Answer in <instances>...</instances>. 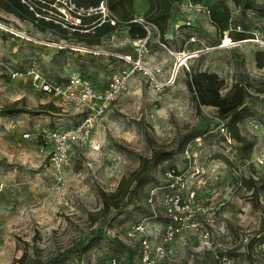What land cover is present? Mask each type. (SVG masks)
I'll return each mask as SVG.
<instances>
[{
    "label": "rangeland",
    "instance_id": "374dc122",
    "mask_svg": "<svg viewBox=\"0 0 264 264\" xmlns=\"http://www.w3.org/2000/svg\"><path fill=\"white\" fill-rule=\"evenodd\" d=\"M24 1L34 12L44 2V14L60 21L64 0ZM217 1L203 0L202 8L189 0L174 4L164 44L157 34L148 43L146 72L134 75L99 120L92 137L98 148L71 145L60 180L48 164L49 149L41 152L37 137L42 130L75 126L82 113L36 90L24 74L11 79L10 72L34 67L50 82L61 83L73 68L105 86L124 68L113 54L134 57L132 40L124 24L103 35V45L95 35L82 40V34L54 23L48 28L50 22L35 16L0 17L11 32L0 30V110L16 103L29 112L0 115V264H110L112 259L139 264L142 236L153 249L170 219L162 203L169 167L183 176L174 189L186 207L172 218L181 233L161 256L152 253L156 264H264V66L259 67L264 63V17L224 0L229 31L247 38L220 39L206 12ZM132 7L134 17L144 18L145 0H134ZM89 10L94 9L86 10L79 23H90L92 17L102 22L108 15L100 5ZM70 46L95 53L76 55ZM183 55L191 57L184 60ZM196 71L216 73L224 90L233 82L246 88L249 116L238 130L252 145L249 156L221 131L224 123L214 108L195 107L185 75ZM160 152L170 158L152 167ZM141 158L151 160L147 181L120 214L100 216L99 192H114ZM249 180L257 192L246 188ZM138 223L143 234H131Z\"/></svg>",
    "mask_w": 264,
    "mask_h": 264
},
{
    "label": "built area",
    "instance_id": "2783aa9c",
    "mask_svg": "<svg viewBox=\"0 0 264 264\" xmlns=\"http://www.w3.org/2000/svg\"><path fill=\"white\" fill-rule=\"evenodd\" d=\"M20 1L26 4L24 0ZM40 3L43 6L41 8V13L34 12L33 8L29 7V10L34 13L36 19H42L44 21L60 25L64 29L68 28L67 25L77 24L80 17H83L82 15L86 11L82 8H77L73 0H64L63 6H61V9L59 10L60 21L55 22L49 16L44 14V2ZM105 3L106 0L100 3V11L102 13L108 12L105 7ZM197 7L202 8L198 4ZM89 11L93 12L96 11V9ZM108 17L109 13L107 17H104L105 19L103 21L107 19V22H109L110 25L115 26L116 20ZM129 22L137 24L141 27L145 32V35L141 39L134 40V57H122L125 67L110 76L107 85L103 90L96 89L76 72H69L64 82L61 83L50 82L38 69H35L34 67L24 70V73L18 71L10 72L11 79L16 80L24 74L30 78L32 85L36 90L44 94L54 96L62 102L72 104L76 108L80 109L82 113L83 117L80 119V122L73 127L53 131L42 130L38 134L37 138L41 142L39 146L40 151L43 152L44 148L49 149L48 164L50 165L53 174L59 180L64 167L69 161L71 145H88L93 149H97L98 145L92 141V137L95 130L98 128L99 120L105 114L107 109L113 103L119 101V99L125 94L128 89L129 82L132 80L134 75L138 72H146L143 60L148 53L147 46L154 35L157 34L159 38L158 31L153 24L143 17L135 16ZM0 30L10 32V30L7 29L1 22ZM220 129L222 132L225 131L224 127H221ZM24 137L29 138L30 135L24 134ZM258 162L259 164H263L262 160H258ZM182 177L183 176L179 171L172 169H167L164 172V178L168 181V183L165 186V189L167 190L163 194L162 203L164 205L163 208L165 215L170 219L164 226L161 243L154 246L153 249L151 247L150 240L142 236L140 240L139 264H156L155 260L152 258V253L154 252L156 256H161L163 254L164 246L172 242L175 237L181 233V227H177L173 223V219L176 220L175 214L183 212L186 207L185 203L180 198V195L178 193L176 194V190L174 189L175 185L180 184L183 181ZM153 195L154 192L149 195V202L152 200L151 196ZM190 197H193V194ZM144 229L143 224L138 223L131 230V234H143ZM110 264H119V262L112 259Z\"/></svg>",
    "mask_w": 264,
    "mask_h": 264
},
{
    "label": "trees",
    "instance_id": "16d2710c",
    "mask_svg": "<svg viewBox=\"0 0 264 264\" xmlns=\"http://www.w3.org/2000/svg\"><path fill=\"white\" fill-rule=\"evenodd\" d=\"M11 11L18 16L24 14L33 20L34 13L29 10V6L22 3L20 0H7ZM29 1V0H27ZM104 0H73L77 8L84 10L96 9ZM134 0H106L105 7L109 13L108 18L116 20V25L112 26L107 19L98 26L99 22L95 17L91 19V27L96 29L99 35L113 31L118 25L125 24L128 28V36L131 40L141 39L145 32L137 24L130 23L133 13ZM178 0H145L147 9L144 13V18L155 26L158 31L159 38L164 44V35L168 27V21L171 17V12L174 4ZM203 0H189L193 5L201 3ZM234 7L242 11H249L259 17H264V0L258 3L256 0H230ZM42 8V4H40ZM41 9L35 12L41 13ZM134 17V16H133ZM208 17L211 25L216 31V35L223 39L227 35L233 41H241L247 38L245 33L233 34L229 31L230 11L224 0H219L209 6ZM43 22V21H42ZM44 23V22H43ZM48 28L54 27L51 23H45ZM264 63H259V67H263ZM186 87L191 95L192 101L197 109L201 107H211L215 109L216 117L224 123V129L229 140L238 143L242 150L249 156L251 151V143L246 141L240 135L238 123L249 116V111L245 106L247 98L246 88L238 83L233 82L226 90H224V82L216 73L206 71H196L186 73ZM17 113H29L22 108H16V103L4 106L0 110V115H12ZM226 137V136H224ZM170 154L160 152L151 164L152 167L168 160ZM151 160L141 158L139 166L132 171L128 176L123 177L117 188L112 193L104 191L99 192L101 199V209L99 215L105 217L111 213L120 214L126 207L129 198L134 195L136 189L145 183L149 177V163ZM150 166V167H151ZM171 170L177 171L174 167H169ZM178 173V172H177ZM248 190L257 192L259 188L254 189V184L251 180L245 182ZM260 188H264V179L261 182ZM83 249V248H82Z\"/></svg>",
    "mask_w": 264,
    "mask_h": 264
},
{
    "label": "crops",
    "instance_id": "0c3cea01",
    "mask_svg": "<svg viewBox=\"0 0 264 264\" xmlns=\"http://www.w3.org/2000/svg\"><path fill=\"white\" fill-rule=\"evenodd\" d=\"M8 8H10V6H9V4H8V1L7 0H0V17L1 18H3V19H8V17H11V16H13V17H19L20 16V18L21 19H30L29 17H27V16H21V14L18 16L17 14H15V13H13V12H11V11H8ZM198 8V7H197ZM207 12V11H206ZM90 14H88L87 13V16H89ZM83 17H84V15H82ZM80 22V21H79ZM77 23V24H71L70 26L71 27H69V28H66V30L67 31H70V33L72 32V33H74V32H76V33H80V34H82V40L84 39V37H89V35H95V37L97 38H100L101 39V43L104 45V42L106 41V38L104 39L103 38V35L104 36H107V35H109V34H111L113 31H111V32H109V33H106V34H102V35H99L98 33H96V29L94 30V28H92L91 27V25H92V23L90 22V23ZM104 21H102V22H99V24H98V26H100V24L101 23H103ZM107 22V21H106ZM78 25V26H77ZM125 25V24H124ZM126 26V25H125ZM127 27V26H126ZM127 30H128V28H127ZM76 35V34H75ZM127 35H128V32H127ZM129 37V36H128ZM108 38H111V36L109 37L108 36ZM91 42H92V40H90ZM91 42H88V43H91ZM97 42V41H96ZM93 43V42H92ZM82 44V43H81ZM119 45H120V47H121V43H119ZM133 45H134V40H132V49H134L133 48ZM69 49H70V51L72 52V53H74V54H84V53H92V54H94L95 53V51H89L86 47H84V46H70V47H68ZM97 50H100V47H98L97 48ZM96 53H98L99 55L101 54V52L100 51H97ZM113 56L114 57H117L118 59H119V61H120V64L123 62V60H122V57H125V56H129V54H118V53H114L113 54ZM118 61V62H119ZM124 63V62H123ZM124 67H125V63H124ZM69 72H76L77 74H79L84 80H86L87 82H89L91 85H93L96 89H99V90H103V89H105V87H106V85H107V83L105 82V86L104 85H102L101 86V84H103L102 82H100L99 80H97V79H91V78H89L88 76H86V75H83L80 71L78 72L76 69H73V68H70L68 71H67V74H66V76H65V78L67 77V75H68V73ZM96 80V81H95ZM108 82V81H107Z\"/></svg>",
    "mask_w": 264,
    "mask_h": 264
},
{
    "label": "water",
    "instance_id": "95a60500",
    "mask_svg": "<svg viewBox=\"0 0 264 264\" xmlns=\"http://www.w3.org/2000/svg\"><path fill=\"white\" fill-rule=\"evenodd\" d=\"M182 57H183L184 60H187L188 58L191 57V55H183Z\"/></svg>",
    "mask_w": 264,
    "mask_h": 264
},
{
    "label": "bare ground",
    "instance_id": "6f19581e",
    "mask_svg": "<svg viewBox=\"0 0 264 264\" xmlns=\"http://www.w3.org/2000/svg\"><path fill=\"white\" fill-rule=\"evenodd\" d=\"M227 44V43H226ZM193 55V54H192Z\"/></svg>",
    "mask_w": 264,
    "mask_h": 264
}]
</instances>
